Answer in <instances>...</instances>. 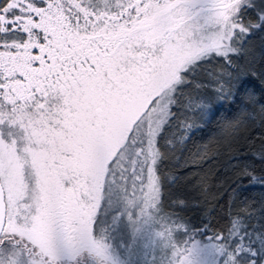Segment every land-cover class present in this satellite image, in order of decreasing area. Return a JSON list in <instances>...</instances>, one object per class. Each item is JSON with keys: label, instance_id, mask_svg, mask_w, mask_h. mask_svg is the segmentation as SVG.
I'll list each match as a JSON object with an SVG mask.
<instances>
[{"label": "snow or ice", "instance_id": "snow-or-ice-1", "mask_svg": "<svg viewBox=\"0 0 264 264\" xmlns=\"http://www.w3.org/2000/svg\"><path fill=\"white\" fill-rule=\"evenodd\" d=\"M257 36L264 0H0V264H132L147 230L149 264H209L177 211L183 197L165 207L161 164L223 121L234 178L264 185ZM257 117L241 153L231 133ZM232 199L213 264H264Z\"/></svg>", "mask_w": 264, "mask_h": 264}, {"label": "trees", "instance_id": "trees-1", "mask_svg": "<svg viewBox=\"0 0 264 264\" xmlns=\"http://www.w3.org/2000/svg\"><path fill=\"white\" fill-rule=\"evenodd\" d=\"M257 42L254 40L250 44L253 55L258 60L264 59V39ZM214 107L231 116L232 110L225 102L221 101ZM222 123L223 121L214 122L207 131L194 129L185 143L176 145L168 154V158L162 162L164 190L170 193V196L164 197L165 207L171 211L170 198L177 194L181 195L186 204L182 210L177 209V211L181 212L192 226L191 234L213 239L214 234L229 223V198L233 197L231 216H239L242 219V231L246 241L264 251V240H260L256 235L264 232V185L245 182L240 186L241 182L234 178V173L228 165L234 163L237 157L223 147ZM260 131L259 117H257L247 129L240 128L231 133L234 138L232 147L241 153L249 152L247 138L258 136ZM258 144L257 139L253 147ZM205 151L208 155L207 159L199 164L191 163L194 153ZM196 158L199 159L198 156ZM256 171L264 176V169L258 167ZM167 176H174L175 180L169 181ZM246 206L247 211L241 212L240 209ZM205 224H210L211 227L203 229Z\"/></svg>", "mask_w": 264, "mask_h": 264}, {"label": "rangeland", "instance_id": "rangeland-1", "mask_svg": "<svg viewBox=\"0 0 264 264\" xmlns=\"http://www.w3.org/2000/svg\"><path fill=\"white\" fill-rule=\"evenodd\" d=\"M256 38H261L259 36H257ZM258 41L260 42L262 40V38L260 40H256L255 38L252 39L251 43L253 41ZM257 42V43H258ZM264 44V42H263ZM209 69L208 71H212L215 72L217 70V67L215 64H210L208 65ZM197 80L201 83H207V76L206 73L203 75H199L197 77ZM210 91V89H209ZM221 102V101H220ZM219 103V102H217ZM216 103V104H217ZM215 104V105H216ZM180 145V144H177ZM150 230H147L143 233H141L140 235H138L137 240H136V245L133 248V255L131 257L132 260V264H149V262L152 260V248H151V244H150V236L149 235ZM131 239V234H129V240ZM196 242L199 245H201L202 247H205L206 249H208V253H209V264H213V259H218V256L215 255L216 249L219 246V242L215 241L214 238L210 239V238H204V237H198L195 236L194 234L190 235V242ZM145 244H148L149 246L147 248L144 247ZM69 264H71V262H69Z\"/></svg>", "mask_w": 264, "mask_h": 264}]
</instances>
